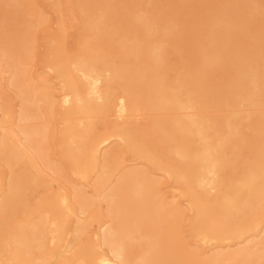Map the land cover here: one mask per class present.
<instances>
[{
	"label": "bare ground",
	"instance_id": "obj_1",
	"mask_svg": "<svg viewBox=\"0 0 264 264\" xmlns=\"http://www.w3.org/2000/svg\"><path fill=\"white\" fill-rule=\"evenodd\" d=\"M48 1L32 67L46 13L0 0V264H264V0Z\"/></svg>",
	"mask_w": 264,
	"mask_h": 264
},
{
	"label": "rangeland",
	"instance_id": "obj_2",
	"mask_svg": "<svg viewBox=\"0 0 264 264\" xmlns=\"http://www.w3.org/2000/svg\"><path fill=\"white\" fill-rule=\"evenodd\" d=\"M61 1L63 3L67 2V0H61ZM146 1H145V4H147ZM35 2H36V5L38 6V8H37L38 12L44 11L46 13L45 18L47 19V22L43 26L39 27L36 30V34H35L36 39H35V43H34L36 57L34 58V60L32 62V67L43 65L45 63L44 59L46 58L47 53H48V51H47L48 43L51 41L53 36H55L58 33V28H59V18L57 16V14L55 13L53 4L48 0H35ZM163 3H164V0H152L150 3L148 2L147 6L151 10L154 8L155 5H158L161 7L163 5ZM157 11L158 10H154V12H157ZM174 12H175V9H174ZM1 15L2 14L0 12V16ZM29 19L31 21H34V22L37 20V18L35 19V17H29ZM66 22H67V30H66L64 45H65L66 52L71 54L77 50V47H78L77 36L81 32V29H80L78 22L72 20V18L68 15L66 16ZM253 29L256 30V32H257L256 25L253 26ZM113 58H114V56H113ZM2 60L3 59H0V61H2ZM169 60H170L169 64L174 65L177 69H181L180 61H179L177 56H175V55L170 56ZM5 95L8 96V98H10L13 103L17 104L20 101L19 94L15 90H9L6 92ZM0 102H2V101L0 100ZM59 119H60V117H58V115H56L54 117L55 121L54 120L53 121L55 124L51 125L52 130L50 129V133L55 132L61 128L62 121H61V119L60 120ZM47 120H49V119H47ZM108 123H109V121H108ZM246 123L247 122H245V124ZM138 124L142 127H147L149 124V121L148 120L143 121L141 124L140 123H138ZM105 125H106V123H99L97 125L98 131L103 132L105 130ZM53 127H54V130H53ZM51 136H52V134H51ZM57 141H58V135L56 133V135L52 136L50 138V141H49V144L51 145V153L57 154L58 149H59ZM115 146H116V144L112 145L110 148H113ZM58 159H60V156L58 157ZM5 170L7 171V169H5ZM47 173L50 174V172H47ZM50 175H51V178L53 180H55V181L57 180L58 182H60V181L62 182V180L57 178L56 176H54L52 174H50ZM58 182H53V186H52L53 190L57 189L58 184H59ZM44 194H46V191L42 192V190L39 189L37 192H35L34 196H36V200H37L38 197H41ZM36 200H33V202L32 201L31 202L34 203ZM18 216H20L22 218V217H24V214H21V215L19 214ZM187 217H188V215H187ZM183 224L184 225H182V231L184 232V236L186 237V236H188L187 227H185L186 223H183ZM87 238H88V236H85L84 240H86ZM131 253L135 256L137 255V252L134 250H132Z\"/></svg>",
	"mask_w": 264,
	"mask_h": 264
}]
</instances>
